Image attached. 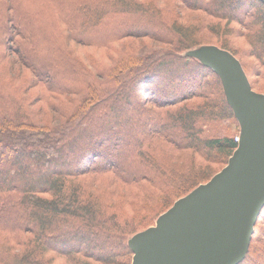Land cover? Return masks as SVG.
Returning a JSON list of instances; mask_svg holds the SVG:
<instances>
[{
    "label": "trees",
    "instance_id": "trees-1",
    "mask_svg": "<svg viewBox=\"0 0 264 264\" xmlns=\"http://www.w3.org/2000/svg\"><path fill=\"white\" fill-rule=\"evenodd\" d=\"M174 1L0 0V264H131L128 238L236 148L219 76L185 51L264 74V2L178 0L202 15L184 23ZM257 263L264 206L238 264Z\"/></svg>",
    "mask_w": 264,
    "mask_h": 264
},
{
    "label": "water",
    "instance_id": "water-1",
    "mask_svg": "<svg viewBox=\"0 0 264 264\" xmlns=\"http://www.w3.org/2000/svg\"><path fill=\"white\" fill-rule=\"evenodd\" d=\"M185 55L219 76L239 122L237 146L218 172L128 238L131 264H238L264 206V92L252 88L240 60L225 48L201 44Z\"/></svg>",
    "mask_w": 264,
    "mask_h": 264
},
{
    "label": "rangeland",
    "instance_id": "rangeland-1",
    "mask_svg": "<svg viewBox=\"0 0 264 264\" xmlns=\"http://www.w3.org/2000/svg\"><path fill=\"white\" fill-rule=\"evenodd\" d=\"M170 5H172L174 7L175 6L181 7V9H180V12H181V14H180V20L182 22H184V23H191V22L194 21V19H197L198 18L197 17L198 15L200 16V18L202 16L201 13H199L198 11H194V10H191V9H188V8L186 9L185 7H183V5L178 0L170 3ZM210 36L211 35H209V37ZM138 40H140V42H138ZM230 40L232 41V43L237 48L239 47L240 49H242V48L243 49H247V47L249 46V43L246 42L247 40L244 39L242 36L237 35V34L231 35L230 36ZM141 41L144 42V43L142 44ZM151 44H152V40L147 39V38H139V39H129V38H125V39H122L121 41L118 42V45L119 46H122V45L126 46L127 45V46L132 47V48H145V47L146 48H150ZM209 44H211V43H209ZM142 50L143 49H140V51H142ZM241 59L245 63L254 64V65L256 64V60H254V58L248 57L247 55H241ZM252 70L254 72L250 73L249 75L247 74L249 81L251 82V84L253 85V87L256 90L261 91V92L264 91V74L261 71H258V70L256 71L254 67L252 68ZM35 106L36 105H33V107H35ZM123 110H124V108H122V111ZM128 131H129L128 132L129 134H132V135L134 134L132 132L133 130H128ZM227 161H226V163H227ZM183 163L184 162H170V167H174L175 170H180L184 165L191 164V161L186 162L184 165H183ZM226 163L211 162V164L213 166L214 174L216 172H218L223 166H225ZM155 220L153 221V224L155 223ZM256 222H257V220H256ZM259 223H261V221ZM258 227H259V225L256 227V232H257V234H260V229ZM253 260H257V258L255 257V255H253ZM256 262H258V260ZM257 264H261V263H257Z\"/></svg>",
    "mask_w": 264,
    "mask_h": 264
},
{
    "label": "built area",
    "instance_id": "built-area-1",
    "mask_svg": "<svg viewBox=\"0 0 264 264\" xmlns=\"http://www.w3.org/2000/svg\"><path fill=\"white\" fill-rule=\"evenodd\" d=\"M235 140L238 141V135L235 137Z\"/></svg>",
    "mask_w": 264,
    "mask_h": 264
}]
</instances>
